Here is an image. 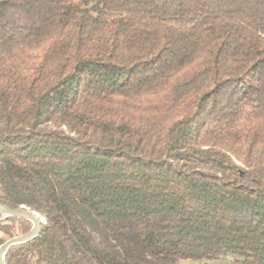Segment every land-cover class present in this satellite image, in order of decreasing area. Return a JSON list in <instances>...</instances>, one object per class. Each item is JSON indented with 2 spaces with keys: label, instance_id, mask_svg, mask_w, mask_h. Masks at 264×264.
<instances>
[{
  "label": "trees",
  "instance_id": "1",
  "mask_svg": "<svg viewBox=\"0 0 264 264\" xmlns=\"http://www.w3.org/2000/svg\"><path fill=\"white\" fill-rule=\"evenodd\" d=\"M0 205L6 264H264V0H0Z\"/></svg>",
  "mask_w": 264,
  "mask_h": 264
},
{
  "label": "water",
  "instance_id": "2",
  "mask_svg": "<svg viewBox=\"0 0 264 264\" xmlns=\"http://www.w3.org/2000/svg\"><path fill=\"white\" fill-rule=\"evenodd\" d=\"M0 215L3 216V219L10 217L23 218L33 224L32 229L28 233L8 240L0 247V264H6L5 256L11 247L28 243L40 234L41 220L38 216L26 209H11L5 205H0Z\"/></svg>",
  "mask_w": 264,
  "mask_h": 264
},
{
  "label": "rangeland",
  "instance_id": "3",
  "mask_svg": "<svg viewBox=\"0 0 264 264\" xmlns=\"http://www.w3.org/2000/svg\"><path fill=\"white\" fill-rule=\"evenodd\" d=\"M1 220H4V219H1ZM236 262H237V259L228 258L226 260H221L217 264H237ZM25 264H34V263L31 261H28ZM179 264H200V262L199 261H192V260H184V261H181Z\"/></svg>",
  "mask_w": 264,
  "mask_h": 264
}]
</instances>
